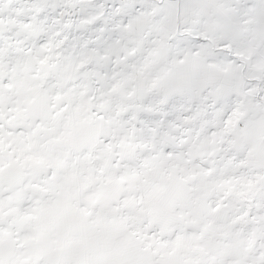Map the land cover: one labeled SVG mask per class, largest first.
Listing matches in <instances>:
<instances>
[{
	"label": "snow or ice",
	"instance_id": "6c2138e0",
	"mask_svg": "<svg viewBox=\"0 0 264 264\" xmlns=\"http://www.w3.org/2000/svg\"><path fill=\"white\" fill-rule=\"evenodd\" d=\"M0 264H264V0H0Z\"/></svg>",
	"mask_w": 264,
	"mask_h": 264
}]
</instances>
